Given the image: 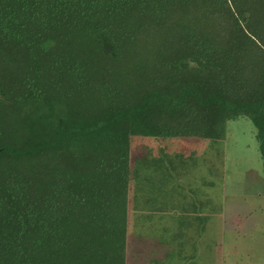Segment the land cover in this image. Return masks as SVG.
<instances>
[{
	"label": "trees",
	"instance_id": "16d2710c",
	"mask_svg": "<svg viewBox=\"0 0 264 264\" xmlns=\"http://www.w3.org/2000/svg\"><path fill=\"white\" fill-rule=\"evenodd\" d=\"M245 117L264 0H0V264H127L133 141Z\"/></svg>",
	"mask_w": 264,
	"mask_h": 264
},
{
	"label": "crops",
	"instance_id": "0c3cea01",
	"mask_svg": "<svg viewBox=\"0 0 264 264\" xmlns=\"http://www.w3.org/2000/svg\"><path fill=\"white\" fill-rule=\"evenodd\" d=\"M147 139L153 138L135 139L137 143L131 147L133 181L128 197V227L139 224L148 232L141 228L144 234L134 233L133 238L128 232L127 264H208L203 259L209 258V178L202 176L195 183L189 179L191 170L202 168L203 163L208 171L211 157H178L173 152L175 143L196 144L203 139ZM151 142L156 149L152 157L150 153L147 157L133 156L148 150ZM172 258L184 261L173 263Z\"/></svg>",
	"mask_w": 264,
	"mask_h": 264
},
{
	"label": "rangeland",
	"instance_id": "374dc122",
	"mask_svg": "<svg viewBox=\"0 0 264 264\" xmlns=\"http://www.w3.org/2000/svg\"><path fill=\"white\" fill-rule=\"evenodd\" d=\"M256 134L252 120L245 117L228 122L222 140L173 144L178 157H211L209 170L203 163L202 168L191 170L189 179L195 183L202 176L209 178L210 227L208 233L204 231L209 238V258L203 259L208 264H264V173ZM150 144L148 150L133 156L150 153L152 157L156 149L154 142ZM137 226H129L132 238L134 233L144 234L143 229L148 232ZM174 261L184 260L172 258Z\"/></svg>",
	"mask_w": 264,
	"mask_h": 264
}]
</instances>
